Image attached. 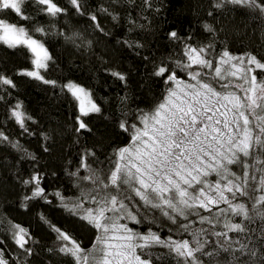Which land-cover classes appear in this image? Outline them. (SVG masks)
I'll list each match as a JSON object with an SVG mask.
<instances>
[{"label": "snow or ice", "instance_id": "snow-or-ice-1", "mask_svg": "<svg viewBox=\"0 0 264 264\" xmlns=\"http://www.w3.org/2000/svg\"><path fill=\"white\" fill-rule=\"evenodd\" d=\"M65 3L67 6H61L59 0H0V45L31 54L32 69L18 75L56 86V81L41 74L53 58L37 36L48 35L39 17L55 21L68 15L70 7L90 21L91 28L109 35L99 22L100 15L118 23L123 10L132 32L146 27L138 23L149 20L146 13L159 12L154 0H110V6L95 9L90 0ZM230 7H240L264 20V0H208L206 14L215 18ZM202 27L212 39L196 41L192 34L181 37L175 30L167 34L170 41L179 42L178 50L152 62L150 73L162 81L164 92L150 108L122 110L116 120V128L127 134V143L105 153L103 159L94 147L83 146L77 153L75 170H66L74 178V198L58 190L46 193L42 186L46 174L38 170L27 178L14 174L25 189L21 208L27 209L36 200L51 204L48 195H52L58 199V207L94 231L90 247H85L41 214V221L56 234L55 247L47 251L63 256L60 264H155L157 260H168V264H264V57L250 51L233 54L227 46L218 47L217 29L210 23ZM76 35L68 37L74 44ZM117 42L129 48L144 47L133 40ZM111 75L127 85L124 73L112 71ZM60 87L79 102L73 131L91 132L82 117L100 113L101 108L84 87L74 82ZM9 88L16 84L0 72V102L11 95ZM127 99L121 98L122 106ZM8 119L14 120L22 135H33L28 122L35 120L21 102L9 108ZM61 134L56 128L42 132L43 150L50 151ZM0 143L19 151L21 160L37 161L3 130ZM162 223L168 225L166 237L160 235L162 229L154 230ZM0 224L21 251L16 259L28 264L27 257L34 254L32 244L38 242L28 229L7 217ZM155 248L167 252L154 256ZM0 264H13L3 248Z\"/></svg>", "mask_w": 264, "mask_h": 264}, {"label": "trees", "instance_id": "trees-1", "mask_svg": "<svg viewBox=\"0 0 264 264\" xmlns=\"http://www.w3.org/2000/svg\"><path fill=\"white\" fill-rule=\"evenodd\" d=\"M59 2L61 6H67L65 0ZM90 2L94 9L99 5L110 6V0ZM154 4L159 12L146 13L149 20L138 21L146 27H137L132 32L128 31L127 14L123 10L118 23L100 15L99 22L109 35L91 28L90 21L77 16L70 7L68 15L55 21L39 17V23L45 27L48 35L37 36L43 39L53 58L49 61L47 71L42 70L41 73L45 79L56 81L55 87L18 75L21 70L32 69L31 54L27 50H12L0 45V72L10 76L16 84V88L8 89L11 95L0 102V130L10 140H19L29 153L37 157L36 162L21 160L19 151L10 144L0 143V193H3L0 195V219L7 217L20 224L38 242L32 244L34 254L27 257L28 264H60L65 259L47 251L55 247L56 234L41 221V214L81 240L85 247H90L94 231L58 207L59 201L52 195H48L51 204L36 200L30 202L27 209L21 208L20 196L25 189L15 180L14 174L19 173L27 178L34 169L38 170L46 174L42 181L46 193L58 190L66 197L74 198L77 194L73 187L74 178L68 176L66 170H75L79 163L77 153L81 148L94 147L97 155L103 159L105 153H111L112 149L126 144L127 134L115 126L121 111L135 109L137 106L150 108L164 92L162 81L150 77V73L152 62H159L178 50L179 42L167 38L170 31H177L181 37L192 34L196 41H206L212 37L203 31L202 25L210 23L217 29L215 39L218 47L227 46L233 54L250 51L258 57H264V20L257 19L240 7L225 9L223 13H216L214 18L206 14L208 0H154ZM133 15L137 13L133 12ZM17 19L15 16L10 17L12 22H17ZM73 34H77L75 44L68 39ZM122 40L138 41L144 47L129 48L117 42ZM145 56L149 59L144 60ZM112 71L124 73L127 85L113 77ZM68 82L84 87L91 94V100L101 108L100 113L82 117L91 132L82 130L77 134L73 131L79 106L66 89L61 90L60 86ZM125 96L128 99L122 106L121 98ZM18 101L22 103L23 110L35 120V123L28 122L33 135H22L14 120L8 119L9 108ZM53 128L62 134L56 138L50 151L45 152L43 148L46 142L41 133L51 132ZM144 230L141 227V231ZM154 230H160L162 237L169 235L166 223H162L160 228L154 227ZM0 240L3 241L0 248L5 250L6 258L13 264H21L16 259L21 256V251L6 233L4 224H0ZM152 252L158 256L166 253L167 249L155 248ZM155 264H168V260H157Z\"/></svg>", "mask_w": 264, "mask_h": 264}, {"label": "rangeland", "instance_id": "rangeland-1", "mask_svg": "<svg viewBox=\"0 0 264 264\" xmlns=\"http://www.w3.org/2000/svg\"><path fill=\"white\" fill-rule=\"evenodd\" d=\"M41 72H42V70H41ZM42 74V73H41ZM77 104H78V106H79V102L77 101Z\"/></svg>", "mask_w": 264, "mask_h": 264}]
</instances>
